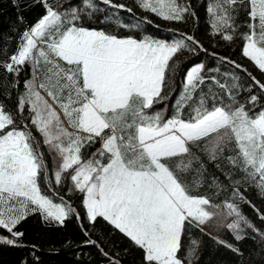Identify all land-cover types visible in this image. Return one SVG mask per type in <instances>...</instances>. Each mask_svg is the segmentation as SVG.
Here are the masks:
<instances>
[{"label":"snow or ice","instance_id":"1","mask_svg":"<svg viewBox=\"0 0 264 264\" xmlns=\"http://www.w3.org/2000/svg\"><path fill=\"white\" fill-rule=\"evenodd\" d=\"M136 3L165 21L181 22L191 14L181 0ZM13 4L20 6L18 0ZM33 4L43 7V15L17 30L14 51H7L6 34L0 46L6 57L0 68L19 74L26 67L32 73L14 107L0 101V229L8 233L0 235V244L26 247L24 233L16 228L33 214L60 225L72 215L81 219L59 190L67 180L68 191L82 195L87 221L94 225L102 218L118 230L141 250V264H198L201 241L194 229L242 255L236 244L205 232L215 218L234 241L250 231L264 247V231L241 211L246 204L264 222V210L241 189L242 183L250 185L264 201L260 97L250 94L247 104L240 102L235 76L231 84L227 74L221 82L205 74L204 64H196L187 70L169 109L163 92L167 73L176 69L170 62L184 50L202 48L193 35L180 33L171 42L147 35L120 38L87 26L90 10L96 9L91 0L64 10L48 0ZM206 12L211 35L223 41L233 42L240 27L247 29L239 33L242 55L264 73V0H207ZM242 14L246 20L238 25ZM18 19L23 22L22 16ZM251 80L264 92V83L255 76ZM32 128L61 160L51 176ZM209 163L216 172L209 173ZM205 186L215 196L231 195L212 203L199 192ZM110 264L121 262L111 258Z\"/></svg>","mask_w":264,"mask_h":264},{"label":"trees","instance_id":"2","mask_svg":"<svg viewBox=\"0 0 264 264\" xmlns=\"http://www.w3.org/2000/svg\"><path fill=\"white\" fill-rule=\"evenodd\" d=\"M18 2L20 6L16 7L13 0H0V46H3V37L6 34L9 53L16 48L19 34L17 30L22 31L28 24L36 22L44 13L43 7L40 4L34 5L33 0H18ZM48 2L53 6L59 3L62 6L61 10L77 4L82 6V0H48ZM91 2L98 10H90L93 12L92 18L86 21L89 27L102 28L118 37L140 39L147 35L167 41L179 38L180 33H186L193 35L200 42L202 48H197L195 51L184 50L170 62L176 64V69L174 73L172 71L167 73L168 82L163 92V95L169 97L166 101L169 109L182 88L187 70L196 64H204L205 74L215 75L221 82H225V74H227L226 79L229 84L233 82L232 77L235 76L237 78L235 82L239 85L235 90L237 99L247 104L249 95L254 94L260 97L257 102L258 107L264 105V92H261L251 80V77L255 76L257 80L264 83V73H261L248 58L242 55L243 41L239 38V33L247 29L240 27L233 42H226L218 35H211L206 12L207 0H181L191 8V14H187L186 19L181 22L165 21L141 9L136 0H113L114 4H123L125 7L122 9L104 5L101 0H91ZM21 16L23 22L18 19ZM245 20L246 16L242 14L236 23L239 25ZM221 57H226L228 61H235L242 67L236 68L233 64L222 61ZM5 59V56L0 55V61ZM216 69H219V72H216ZM31 77L32 73L26 67L22 68L19 74L8 73L4 68H0V101H5L9 106L14 107L17 95L25 91L24 83ZM247 106L251 108V105ZM156 107L164 108L165 104H159ZM169 114H171L170 111ZM25 115H27V110H25ZM31 130L40 141L41 152L51 176L54 173L53 157L47 146L43 144V137L36 132L35 128ZM207 167L209 173L216 172L212 163H209ZM217 175H219L218 172ZM241 175L238 171L236 172L237 177ZM69 187L70 181L66 180L59 190L65 200L76 208L81 219L78 220L72 215L63 225H60L45 223L37 214L28 216L16 228L17 231L24 233L22 241L27 246L12 247L0 244V264H110L111 258L119 259L121 264H141V250L133 246L129 239L118 230H114L102 218H98L94 225L87 221L82 206V195L78 192L70 193ZM241 189L248 199L264 210V201L255 189L244 183L241 184ZM199 192L209 195L212 203L215 204L221 203L231 195L230 192H222L219 196H215L207 186L200 188ZM56 201L59 202V200ZM241 211L261 231H264V222L259 220L251 207L242 204ZM85 230L88 235H85ZM192 231L194 238L201 241L198 264H264V247L261 246L259 237L253 238L250 231L247 232L244 240L236 242L229 232L222 230L220 238L236 244L242 255H236L223 246H218L209 235H204L199 230ZM0 235L7 236L8 233L0 229ZM89 239L96 241L97 244H87L86 241ZM33 245L35 247H32ZM101 249L107 252L108 256L103 255Z\"/></svg>","mask_w":264,"mask_h":264},{"label":"rangeland","instance_id":"3","mask_svg":"<svg viewBox=\"0 0 264 264\" xmlns=\"http://www.w3.org/2000/svg\"><path fill=\"white\" fill-rule=\"evenodd\" d=\"M120 38H126V37H120ZM152 38H154V39H159V40H163V41H166V42H171V41H172V40L167 41V40H164V39H161V38H157V37H152ZM136 39H137V38H136ZM140 39H141V38H140ZM31 78H32V77H31ZM31 78H30V79H31ZM41 94H42V95H45V98L47 99V96H46V94L43 92V90H41ZM46 146H47V145H46ZM47 149L49 150V152H50L51 155L53 156V160H54L53 170L55 171V170L58 169L59 164L61 163V160H60L59 156H58L55 152H53V151H51V150L49 149L48 146H47ZM70 186H71V182H70ZM55 202H58V201H55ZM219 219H220V218H215V219L209 221L208 224L205 226V231L208 232V233H210V234L213 235V236L221 237V234H222V230H223V229H221V228H219V227L217 226L218 223H219Z\"/></svg>","mask_w":264,"mask_h":264},{"label":"crops","instance_id":"4","mask_svg":"<svg viewBox=\"0 0 264 264\" xmlns=\"http://www.w3.org/2000/svg\"><path fill=\"white\" fill-rule=\"evenodd\" d=\"M53 157V156H52Z\"/></svg>","mask_w":264,"mask_h":264}]
</instances>
